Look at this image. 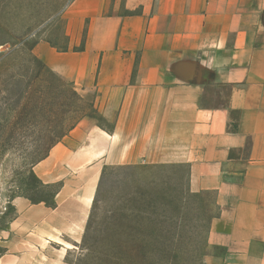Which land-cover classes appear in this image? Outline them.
Returning a JSON list of instances; mask_svg holds the SVG:
<instances>
[{
	"label": "crops",
	"instance_id": "obj_1",
	"mask_svg": "<svg viewBox=\"0 0 264 264\" xmlns=\"http://www.w3.org/2000/svg\"><path fill=\"white\" fill-rule=\"evenodd\" d=\"M58 19L61 41L32 53L94 111L34 165L55 206L11 201L0 264H68L60 241L128 164L185 165L189 191L214 194L204 264H264V0H70Z\"/></svg>",
	"mask_w": 264,
	"mask_h": 264
},
{
	"label": "rangeland",
	"instance_id": "obj_2",
	"mask_svg": "<svg viewBox=\"0 0 264 264\" xmlns=\"http://www.w3.org/2000/svg\"><path fill=\"white\" fill-rule=\"evenodd\" d=\"M69 1L0 0V226L12 217L15 197L35 204L29 198L50 200L60 187L34 179L30 163L72 120L77 101L71 84L31 55L36 38L61 41L58 18ZM216 212L212 192L189 191L185 165L107 166L83 233L62 238L70 249L60 254L68 264H204Z\"/></svg>",
	"mask_w": 264,
	"mask_h": 264
},
{
	"label": "trees",
	"instance_id": "obj_3",
	"mask_svg": "<svg viewBox=\"0 0 264 264\" xmlns=\"http://www.w3.org/2000/svg\"><path fill=\"white\" fill-rule=\"evenodd\" d=\"M32 57V62L37 65V66H41L43 68H45L46 70H49L38 58H36L33 54L31 55ZM62 81V80H61ZM71 92L73 94V96L75 97L77 103L73 106L72 109H69L68 111H70L69 113H73L74 115L72 116V120L67 123L62 130L56 134L53 139L51 138V140H49V142H47V147L45 144V151L43 152V154H41L38 158H36L34 161H31L30 164H32V167L39 162L40 160H42L43 158H45L50 149L56 144L58 143L66 134H68L74 127L75 125L80 121V119H82L84 116L86 115H91V113H93V106L92 103H88L86 101V99H84L76 90H74L73 86L71 85ZM29 173L31 174V176L38 180L36 174L34 173V171L32 169H29ZM57 191H55L54 195H52L51 199L48 200L46 198L44 199H33V198H29L33 203H39V202H44L47 206L49 207H54L55 205V201H54V197Z\"/></svg>",
	"mask_w": 264,
	"mask_h": 264
}]
</instances>
